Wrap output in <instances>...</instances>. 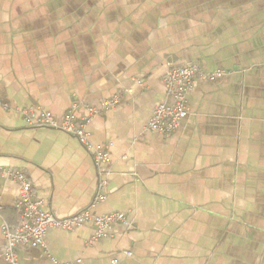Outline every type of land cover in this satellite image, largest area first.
<instances>
[{"label": "crops", "instance_id": "0c3cea01", "mask_svg": "<svg viewBox=\"0 0 264 264\" xmlns=\"http://www.w3.org/2000/svg\"><path fill=\"white\" fill-rule=\"evenodd\" d=\"M198 64L171 134L148 129L172 103L165 78ZM114 109L88 127L111 158L96 215L123 214L107 238L95 225L50 229L48 248L6 258L5 222L21 223L20 171L66 218L94 201L92 154L72 135L31 127L24 111L62 121L74 107ZM0 264H264V0H0ZM131 253V255H128Z\"/></svg>", "mask_w": 264, "mask_h": 264}, {"label": "built area", "instance_id": "2783aa9c", "mask_svg": "<svg viewBox=\"0 0 264 264\" xmlns=\"http://www.w3.org/2000/svg\"><path fill=\"white\" fill-rule=\"evenodd\" d=\"M225 71L207 72L200 65L194 64L186 67L174 68L165 78L168 96L172 103L160 104L148 124V129L157 133L171 134L188 115L187 96L197 81L216 82L225 76ZM122 97L116 95L112 99L104 101L100 108L87 107L88 114L78 119L76 107L70 110L59 121L51 112H38L35 109L24 111L25 119L31 127L51 128L64 131L77 138L80 143L93 156V161L99 178L97 195L92 204L82 212L62 218L53 212L45 210V201L35 193L33 183L20 171L2 170L3 178L12 179L20 186V196L16 207L21 213V223L18 227L12 228L7 223L2 224V234L6 240V258L16 262V249L19 246L27 248L47 249L46 236L50 229L70 231L89 223L95 225L96 231L89 244L107 238L109 231L117 222L125 221L120 213L108 215L94 214V208L107 199V187L109 185L110 153L108 146H96L91 141V134L88 131L89 125L94 118L104 112L116 108L121 103ZM1 106V103H0ZM3 210L0 194V213ZM131 255V253H128ZM56 264H67L56 261ZM112 264H117L113 261Z\"/></svg>", "mask_w": 264, "mask_h": 264}]
</instances>
